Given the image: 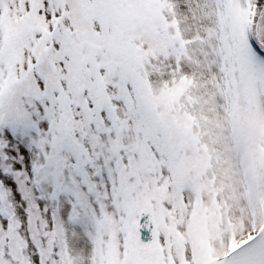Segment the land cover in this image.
<instances>
[{"label": "snow or ice", "instance_id": "obj_1", "mask_svg": "<svg viewBox=\"0 0 264 264\" xmlns=\"http://www.w3.org/2000/svg\"><path fill=\"white\" fill-rule=\"evenodd\" d=\"M0 264H264V0H0Z\"/></svg>", "mask_w": 264, "mask_h": 264}]
</instances>
